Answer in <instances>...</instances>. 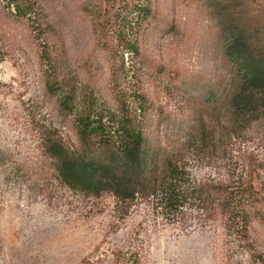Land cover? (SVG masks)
<instances>
[{
    "label": "rangeland",
    "instance_id": "374dc122",
    "mask_svg": "<svg viewBox=\"0 0 264 264\" xmlns=\"http://www.w3.org/2000/svg\"><path fill=\"white\" fill-rule=\"evenodd\" d=\"M34 1L48 32L19 21L0 0V264H229L231 254L249 264L253 247L263 252L262 216L251 221L250 250L220 216L207 219L192 207L182 219L162 212L154 199L127 206L112 191L96 195L72 188L46 148L50 138L70 151L99 156L79 140L76 119L91 108L113 127L109 121L126 115V99L132 103L134 93H144L152 103L148 133L169 149L184 148L193 182L243 186L252 158L264 165L257 130L251 138H232L226 160L213 158L210 147L203 153L184 144L201 118L216 128L214 141L220 140L228 93L236 87L214 4L112 1L132 22L129 37L145 58L122 48L109 30L114 20L106 13L112 8L107 0ZM238 1L235 18L253 24L262 17L264 0ZM143 8L149 10L144 18ZM99 10L107 34L97 26ZM45 50L59 55L55 69L43 59ZM50 75L65 84L50 90ZM65 85L74 94L73 111L60 104ZM249 182L263 199L255 207L264 209V168ZM256 263L263 264L259 257Z\"/></svg>",
    "mask_w": 264,
    "mask_h": 264
},
{
    "label": "trees",
    "instance_id": "16d2710c",
    "mask_svg": "<svg viewBox=\"0 0 264 264\" xmlns=\"http://www.w3.org/2000/svg\"><path fill=\"white\" fill-rule=\"evenodd\" d=\"M112 1L115 2L107 0L112 8L106 13H112L114 20L109 30L116 36L122 48L129 49L137 56L143 55L129 37L128 31L132 22H129L122 8L121 11L120 8H115ZM203 2L214 4L213 10L220 17L219 29L224 41V53L236 68V87L228 93L224 114L226 125L222 127L224 132L218 140L220 143L214 141L216 128H210L201 118V122L186 138L187 141L192 137L193 143L185 141L184 144L187 150L195 148L203 153L210 147L213 158L222 157V160H226L231 157L232 138H251V131L255 129L264 140V6L261 10L262 17L250 24L245 22L243 17H234L233 10H238V0ZM6 4L8 8H13L14 11L9 10L16 19L31 21L33 30L48 32V27H43L41 21L44 19V13L38 11L36 1L6 0ZM100 13L101 10L98 12L97 26L101 28L100 32L107 34V23ZM148 13V9L144 10L143 18L147 17ZM42 56L52 69L60 64L59 55L47 53L45 50ZM143 57L146 58L145 55ZM59 82L62 80H54L50 75L47 86L53 91ZM63 84L65 83L62 82ZM62 91L60 104L67 111H73V91H67L66 85ZM127 95L126 93V98ZM134 96L132 103L126 99V115H121L119 119L112 120L113 122L109 121L114 126L117 123V127L107 125V122H103V115L91 108H86L76 119L79 140L84 146L100 152L99 156L94 153L70 151L62 146V143L48 138L47 151L56 158L57 168L63 180L72 188L87 193L99 195L104 191H112L121 201L126 202L127 206L138 198L154 199L162 212L178 215L182 219L187 215L185 208L188 210L192 207L207 219L218 220L217 216H220L235 230V239L240 240L244 248L252 250L250 242L255 241L250 239V224L254 218H264V209L255 207V204L263 202V199L249 180L258 168H264V165L253 157V161L248 163L251 169L247 170L249 176L244 178L243 186H235L240 181L230 184L215 181L193 182L187 170L189 157L184 148L174 145L169 149L158 137L148 133L152 103L149 105V99L144 93H134ZM91 104L89 102V105ZM252 252L253 259L249 264H257L258 257L264 264V251L258 254L253 247ZM233 255L229 256V264H241L242 262L233 259Z\"/></svg>",
    "mask_w": 264,
    "mask_h": 264
}]
</instances>
